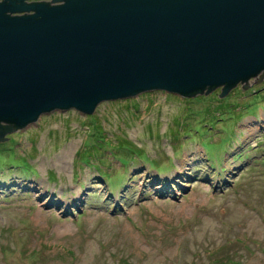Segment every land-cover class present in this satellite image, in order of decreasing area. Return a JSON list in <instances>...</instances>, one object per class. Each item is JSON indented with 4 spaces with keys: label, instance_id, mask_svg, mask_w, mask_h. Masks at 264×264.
<instances>
[{
    "label": "rangeland",
    "instance_id": "374dc122",
    "mask_svg": "<svg viewBox=\"0 0 264 264\" xmlns=\"http://www.w3.org/2000/svg\"><path fill=\"white\" fill-rule=\"evenodd\" d=\"M220 88L5 132L0 264H264V78Z\"/></svg>",
    "mask_w": 264,
    "mask_h": 264
},
{
    "label": "water",
    "instance_id": "95a60500",
    "mask_svg": "<svg viewBox=\"0 0 264 264\" xmlns=\"http://www.w3.org/2000/svg\"><path fill=\"white\" fill-rule=\"evenodd\" d=\"M50 1L0 0V140L52 110L264 78V0Z\"/></svg>",
    "mask_w": 264,
    "mask_h": 264
},
{
    "label": "flooded vegetation",
    "instance_id": "af4514ba",
    "mask_svg": "<svg viewBox=\"0 0 264 264\" xmlns=\"http://www.w3.org/2000/svg\"><path fill=\"white\" fill-rule=\"evenodd\" d=\"M27 1H29V0H27ZM61 1H62V0H55V1H50L49 3L56 4V3H59V2H61ZM29 12H32V10L22 11V12H20V13H29Z\"/></svg>",
    "mask_w": 264,
    "mask_h": 264
},
{
    "label": "trees",
    "instance_id": "16d2710c",
    "mask_svg": "<svg viewBox=\"0 0 264 264\" xmlns=\"http://www.w3.org/2000/svg\"><path fill=\"white\" fill-rule=\"evenodd\" d=\"M237 83H238V82H237ZM237 83H236V84H237ZM217 87H219V86H217ZM217 87H214V88H217ZM127 97H130V96H127ZM21 127H22V126H21ZM19 128H20V127H19Z\"/></svg>",
    "mask_w": 264,
    "mask_h": 264
}]
</instances>
